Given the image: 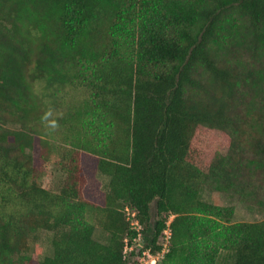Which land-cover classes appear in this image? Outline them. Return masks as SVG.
Listing matches in <instances>:
<instances>
[{
	"label": "trees",
	"instance_id": "obj_1",
	"mask_svg": "<svg viewBox=\"0 0 264 264\" xmlns=\"http://www.w3.org/2000/svg\"><path fill=\"white\" fill-rule=\"evenodd\" d=\"M52 129L84 150L58 192L32 154ZM202 188L264 211V0H0V264H129L126 207L144 251L167 245L157 264H264V220L233 223Z\"/></svg>",
	"mask_w": 264,
	"mask_h": 264
},
{
	"label": "rangeland",
	"instance_id": "obj_2",
	"mask_svg": "<svg viewBox=\"0 0 264 264\" xmlns=\"http://www.w3.org/2000/svg\"><path fill=\"white\" fill-rule=\"evenodd\" d=\"M38 87H41V82H36ZM76 93V94H75ZM75 97L77 99L82 98L84 92H75ZM86 125V130H83L84 134H87V140L95 144L93 135L99 136L100 123L94 121V115L85 113L82 115L80 120L77 121V129L81 130V126ZM10 129H19L16 125H10ZM54 129L48 131L47 138L42 142H39L37 139L36 147L33 149V158H34V166L37 171V177L39 178V183L46 189L51 191L58 192L63 187L66 182L68 172L65 169V166L69 163L72 155H76L79 153H83L84 150L75 147V145L70 146L69 142L63 141L65 138V131H60V135H55ZM54 134V135H53ZM67 136V134H66ZM69 140V139H68ZM62 159L64 161L61 163ZM87 160V156L84 157ZM64 162H67L64 163ZM85 168V167H84ZM97 177L102 183V189L107 190L109 184V178L101 173L97 174ZM201 198L204 201L209 203L223 206V207H232L234 208V215L232 218V222H247V223H257L264 220V211H261L259 208L247 205L240 201L238 195L227 194L219 191H214L208 188L201 189ZM123 213V212H122ZM173 217L170 218L172 220ZM89 221L94 224L95 231L94 237L102 242L107 244L109 241V234L104 230L103 226H101L95 219L92 217H88ZM156 220H158L156 206L155 203L151 205V224H153ZM143 230L145 229L142 226ZM169 232V231H168ZM144 235V234H143ZM166 234L164 233L165 239ZM54 233L47 229H39L35 233L31 234L29 238L30 252L29 255L32 256L35 260H43L46 257H50L53 255V241ZM144 241H138L135 243L134 249L136 253L133 255L129 254L131 252V247L127 249L125 253L128 257L130 256L129 264H140L142 263L143 258L148 260L150 257L144 255L143 253V245H146L147 240L144 235ZM164 249V248H163ZM142 251V253H140ZM146 251V250H145ZM160 251V253H162ZM138 253V254H137ZM163 254V253H162ZM151 255H156L152 254ZM217 264H232L230 258H220Z\"/></svg>",
	"mask_w": 264,
	"mask_h": 264
},
{
	"label": "built area",
	"instance_id": "obj_3",
	"mask_svg": "<svg viewBox=\"0 0 264 264\" xmlns=\"http://www.w3.org/2000/svg\"><path fill=\"white\" fill-rule=\"evenodd\" d=\"M125 214L127 219L131 222L132 228L135 229L138 232V235L134 238L133 243L131 242V244H129L128 240H126L127 244L125 246V253L127 252V249L129 247H131V251L134 249L135 247V243L138 241H141L142 239V234L140 233V230L142 229L139 221L136 219V212L132 209H130L129 207H126L125 209ZM167 235H169L170 233L167 231L166 232ZM167 251V245H165V249L163 250V254ZM162 253H158L157 255H151L149 250L144 251V255L149 256L151 258H149L148 260H146L145 258H143L142 263L140 264H157V262L163 257Z\"/></svg>",
	"mask_w": 264,
	"mask_h": 264
}]
</instances>
